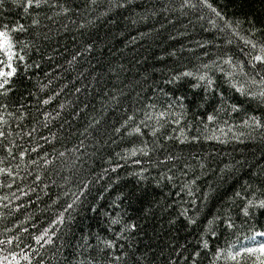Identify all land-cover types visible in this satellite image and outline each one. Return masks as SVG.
<instances>
[{"label":"trees","instance_id":"obj_1","mask_svg":"<svg viewBox=\"0 0 264 264\" xmlns=\"http://www.w3.org/2000/svg\"><path fill=\"white\" fill-rule=\"evenodd\" d=\"M0 31V264H264V0H3Z\"/></svg>","mask_w":264,"mask_h":264},{"label":"snow or ice","instance_id":"obj_2","mask_svg":"<svg viewBox=\"0 0 264 264\" xmlns=\"http://www.w3.org/2000/svg\"><path fill=\"white\" fill-rule=\"evenodd\" d=\"M27 2L29 5H32L34 0H27ZM2 3H3V0H0V4ZM35 3L38 5L39 0H35ZM0 48H4L5 50H10L12 48V44L10 42L9 34L7 31H0ZM9 59H11V56H9ZM256 59L264 60V57H256ZM0 63H2V61H0ZM8 67L11 68V65H8ZM13 71L14 69L9 72H0V77L11 76ZM4 83H7V80H5ZM2 86L3 85L0 84V87ZM260 235H264V233H261ZM249 251H252V250L249 249ZM260 251L264 252V246L261 247Z\"/></svg>","mask_w":264,"mask_h":264},{"label":"rangeland","instance_id":"obj_3","mask_svg":"<svg viewBox=\"0 0 264 264\" xmlns=\"http://www.w3.org/2000/svg\"><path fill=\"white\" fill-rule=\"evenodd\" d=\"M2 49H4V48H2Z\"/></svg>","mask_w":264,"mask_h":264}]
</instances>
